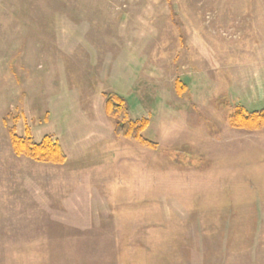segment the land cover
Masks as SVG:
<instances>
[{"label": "rangeland", "instance_id": "obj_1", "mask_svg": "<svg viewBox=\"0 0 264 264\" xmlns=\"http://www.w3.org/2000/svg\"><path fill=\"white\" fill-rule=\"evenodd\" d=\"M234 106L264 109V0H0V264H264V127Z\"/></svg>", "mask_w": 264, "mask_h": 264}, {"label": "trees", "instance_id": "obj_2", "mask_svg": "<svg viewBox=\"0 0 264 264\" xmlns=\"http://www.w3.org/2000/svg\"><path fill=\"white\" fill-rule=\"evenodd\" d=\"M184 85L177 83V87ZM185 88V87H184ZM183 91H179L183 94ZM106 111L110 118L117 121L115 134L127 141H136L151 149L156 148V144L145 139L143 134L149 126V122L136 121L131 118L125 100L117 95L106 94ZM229 108L230 103H225ZM230 125L239 130H259L264 127V109L249 112L241 106H234L233 113L229 116ZM14 153L21 157L25 156L37 162L63 165L67 161V155L57 140L53 137H45L42 141H37L31 135L20 137L12 129L10 133Z\"/></svg>", "mask_w": 264, "mask_h": 264}]
</instances>
